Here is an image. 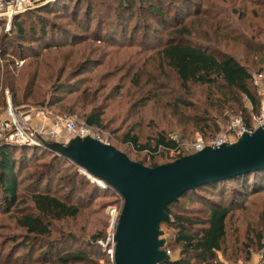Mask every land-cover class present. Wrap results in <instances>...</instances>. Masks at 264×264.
I'll use <instances>...</instances> for the list:
<instances>
[{"label":"trees","instance_id":"trees-1","mask_svg":"<svg viewBox=\"0 0 264 264\" xmlns=\"http://www.w3.org/2000/svg\"><path fill=\"white\" fill-rule=\"evenodd\" d=\"M208 1L206 3L211 5L206 6L203 1L202 5L194 4L192 0H54L14 15L10 24L16 29L17 36L28 39L27 41L35 46H25L10 51L5 48L0 49V82L3 84H0V112L6 106L3 91L7 90L15 112L27 106L39 107L47 115L49 112L51 117L61 112L66 114L81 112L79 115L86 126L93 129L102 128L104 105L103 102L96 105L95 99L96 86L99 82H103V78L96 71L92 73L97 66L102 64V61L91 57L86 58L95 51L101 53L100 49L90 48L86 51L83 48H74V45L80 43L94 42L103 47L115 48L134 45L140 49L141 53H146L126 92L130 95L133 88L136 92L143 91L142 103L151 99L158 103L162 101L160 99H164L162 98L163 93L158 90L164 88L170 91L172 95L165 96V98L171 101L163 103L164 109H168L173 115L179 117L177 121L181 117L183 126L190 124L201 133L209 129L215 132L218 130V118L225 120L231 114L241 115L243 123L248 125L250 113L257 112L260 105V98L255 92L249 69L232 55H217L216 51L200 45V42L216 43L217 40L224 45L229 42L224 39L220 40L219 36L215 37L217 39L212 37L211 28L215 26L230 38L242 43L252 55L251 65L256 67L259 73H264V40L260 38L243 40L240 26L238 24L232 26L231 19L225 16L221 18L224 8H219L214 2ZM243 1L251 2L254 8L249 10L248 15L244 12L242 14L237 12V19L242 21L249 17L258 18L255 10L257 6L264 8V4L257 0ZM229 3L231 6L234 5L232 0H229ZM239 5L242 4L239 3ZM50 11L62 16L67 14L80 32L70 30L59 25L58 22L48 23V19L39 15ZM32 17L36 19L35 26L29 24L30 34H27V31H22L18 21H21L19 19L31 21ZM261 18L264 20V16ZM146 20H151L154 26L145 22ZM248 23H246L247 27H249ZM142 27L144 29L142 36L137 39L138 30ZM34 29L36 33L31 32ZM254 34L253 32V37H256ZM58 49H66V51L73 49V52L68 54L60 52L62 59H66L67 56L68 58L65 62L57 64L48 62L41 56L50 50ZM75 51H78L79 58L73 63L70 57ZM19 59L22 60V64L17 67L15 60ZM43 67L48 68L46 76L40 75ZM13 69H16L15 75ZM140 71L146 77L144 80L141 79L143 76H140ZM69 74L70 77L73 75L71 78L74 80L73 83L58 85L62 78H67ZM15 82H23L22 90L20 87V91L17 92ZM42 84H48L54 93L63 88L66 93L64 95L74 94V96L67 99L66 96L52 95L47 98L44 96L45 90L43 89L40 95L32 91L33 88L40 90L39 86L41 87ZM87 85L91 91L94 89L92 96H89ZM141 85L147 86V89L141 87L143 90H140ZM194 87H202L199 96L193 92ZM65 99L67 100L64 101ZM245 100L248 102L249 110L244 104ZM51 107H55L54 110ZM86 107H88L87 111H85ZM186 109L196 114L185 115ZM131 131L127 130L123 133L120 142L128 145L134 153L152 155L157 151L169 152L177 148L176 141L166 136L162 132L164 130L154 134L144 143H139ZM35 149L38 153L50 156L47 162L31 164L35 179L52 180L54 175L52 177L50 173L51 176H49V171L61 162L72 165V167L74 165L47 148L48 151L43 149L45 151L43 152L38 147L10 144L0 140V202L3 203L4 210H13L17 213L14 215V223L16 228L23 231L24 244L21 247L24 246L27 250L37 245L39 248H46L53 223L76 218L80 210L86 207L82 205L79 198L72 199L74 192L83 189L74 188L71 184L69 185L71 193L67 197H58L47 191L31 190L27 199L22 201V204L29 203L27 206L29 208L21 210V207H15L21 201L16 189L19 179L17 174L23 169L21 162H24L25 157L29 155L34 156L35 159L37 157L42 159L40 157L42 154L37 156ZM179 156L181 155L176 157ZM155 165L150 164L148 167ZM69 175L70 179L67 182L74 177L82 176L86 178V183L93 187L92 190L96 188L105 190L77 170ZM206 189H211V192L215 191L221 198L227 193L226 204L223 205L222 200L208 202L207 214L204 218L195 216L193 210L180 204L181 200L189 195L202 201L197 192ZM261 192L264 193V169L203 184L183 193L176 201L167 205L166 213L169 221L161 222L167 228L172 229V243L178 248V255L175 258L168 255L166 260L157 264H223L217 262L216 253L225 254L228 247V236H232L234 250L237 249L242 253L243 260L248 257L250 249L263 248L264 196L258 202L252 200L248 206L244 204L247 196ZM92 194L93 191L86 195L87 202ZM234 209L241 211V215H238L239 220L233 216ZM236 220L239 224L233 223ZM227 225L228 232L226 231ZM102 235L91 237L95 242L94 244L91 241V244L96 245L98 249H100V244L97 240L102 239ZM164 242L163 250H169L168 247H171V244L166 240ZM86 258L82 252H76L64 256L56 255L52 260L60 264H80L85 263Z\"/></svg>","mask_w":264,"mask_h":264},{"label":"rangeland","instance_id":"rangeland-1","mask_svg":"<svg viewBox=\"0 0 264 264\" xmlns=\"http://www.w3.org/2000/svg\"><path fill=\"white\" fill-rule=\"evenodd\" d=\"M202 1L206 4V6L211 5L210 3H206V1L208 0H192L194 4L203 5ZM232 1L234 4L233 6H231L229 0H209L208 2H214L219 6V8H224L221 13V18L225 16L227 19H231L233 23L232 26H236L238 24L242 32L243 40L249 38H260L264 40V20L261 18L264 16V8L261 6H257L258 8H256L257 10L255 11L258 18L252 19L249 17V19H243L241 21V19H237L236 13L239 12L242 14L244 12V14L246 13L248 15L249 10L254 7L251 2L247 3L243 0ZM257 1L264 4V0ZM239 3H241L242 5H239ZM54 11L47 12L46 14L40 13L39 15H41L45 19H48V23L52 22L54 24V22H58L59 25L69 28L70 30H75L78 33L80 32L75 28L74 23L72 24L70 18L66 13V15L62 16L60 14L57 15L56 13H54ZM169 14H171V12ZM79 16L81 15L79 14ZM19 20L21 21H18V24L21 26L22 31H27V34H30L28 25L31 24L35 26L34 22L36 19L32 17L31 21H27L25 19ZM145 22L150 23L152 26H154V23L151 20H146ZM248 22H251L252 24L249 25ZM246 23H248L249 27L246 26ZM45 25H48L47 22ZM204 26H206V24ZM143 30V27L138 30L137 39L142 36ZM35 31V29L31 30V32L33 33H36ZM211 31H213L214 33H212V37L214 39H217L215 37L219 36L221 38L220 40L224 39L228 40L229 42L224 45L223 43H219L217 40L216 43H213L212 41H205L204 43L200 42V45L209 47L210 50L216 51L217 55H232L236 60L244 64L249 69L251 75L255 76V81L258 82V91L255 90L257 96H259L260 101L264 99V73H259L258 71H256V67H253L251 65L250 59L252 58V55L248 53L242 43L230 38L227 34L217 29L215 26L211 28ZM253 32L255 33L254 36L256 37H253ZM27 40L28 39L18 37L16 29L13 28L10 23L6 24L4 23V21H0V49L5 48L7 49V51H10L15 50V48H22L25 46H35V44ZM74 46L73 47L76 49L83 48V50L98 48L101 52L99 53L95 51L89 57H86L96 58L102 61V64L100 66H97L92 71V73L98 72L103 78V82H99L96 86L97 91L95 99L96 105L100 104V102H103L104 105V107L102 108L104 113L102 116L103 126L100 129H93L92 127H90V130L102 141L125 153L126 156L132 161L139 162L147 167L150 164L158 165L164 162L171 161L177 158V155H185L191 153L193 151V144L198 138H201V140L205 142L216 135L227 133L230 123L234 118L238 117L243 122V118L241 117V115L231 114L230 116L226 117L225 120L221 117L218 118V130L215 132H212V130L209 129L206 130V132L201 133L195 130V128H193L190 124H186L185 126H183L184 123H182L183 120L181 119V117L180 120L177 121V118L179 117L173 115V113L168 109H164L163 103L166 104L167 101H171L170 99L166 100L165 98V96L168 97L172 95L170 91L164 90V88L159 89L158 91L163 93L162 98L164 99H160L162 101L158 103L154 99L142 103L143 91L136 92L133 88V92L131 90L130 95H128V93L126 92V89L134 80V76L139 68L138 66L146 56V53H141L138 47L134 45L119 48H115L112 46L103 47L102 45L94 44V42H84V44L80 43ZM60 52L62 54H68L69 52H73V49L72 51H66V49L50 50L48 51V53H43L41 56L46 61H50L54 64H57L58 62H65L68 56L65 57L66 59H62ZM78 58L79 53L78 51H75L70 57V61H73L74 63L75 59ZM21 64H16V66L19 67ZM113 68L115 69L113 70ZM47 69V67H43V70L45 71L41 70L40 75L46 76ZM15 70L16 69H13L14 75L17 73L15 72ZM139 74L140 76H143V78H141L142 80L146 78L141 71L139 72ZM70 76L71 75L69 74L65 79L61 77L62 81L58 85L61 84V86H64L65 84L73 83L74 80L71 79L73 75L72 77ZM36 83L40 84L44 82ZM15 84L17 86V92L20 91V87L22 90L23 82H15ZM141 87L147 89V86L141 85L139 89ZM87 88L89 96H92V92L94 91V89L93 91H91L89 85H87ZM201 88L202 87H194L192 89L193 92L196 93V96H199ZM39 89L40 90L37 91L35 88H33L32 91L34 93L38 92L40 95V91L43 89L45 90L44 96L47 98H50V96L52 95L66 96L64 95L66 93H64L65 91L63 88L60 90H56V92L54 93V90L49 87L48 84H42L41 87L39 86ZM140 90L143 89L141 88ZM112 91H114V93H111ZM3 92L5 96L6 106H4V108L1 110L0 118L4 117L5 113L8 112V104L10 105L11 111L14 114H20L34 109H40L39 107L35 106H27L22 108L23 110L15 112L10 102V93L7 90H4ZM19 94L20 92L18 93V96ZM69 96H66L68 97L67 99L73 97L74 94H71ZM67 99H65L64 101H66ZM194 99L196 98L194 97ZM244 104L249 110L248 102L246 100L244 101ZM51 108L54 110L55 107ZM87 109L88 107H86L85 111H87ZM55 111L57 110L55 109ZM258 111L250 113L248 124H250L251 122V116L257 114ZM80 113L81 112L75 114H66L65 112H61L56 116H66L72 119L76 125H85L82 121L81 115H79ZM192 113L196 114L187 109L184 111L185 115ZM48 115L50 117L52 116L49 112ZM132 129L133 131H131ZM127 130L135 134L139 143H144L154 134L161 132V130H164L162 132H164L166 136L176 141L177 148L176 150H172L169 152L157 151L152 155L147 153H134V151L128 145L122 144L120 142L121 135ZM70 138V135H65L63 143H67ZM45 150L48 151L47 149ZM42 151L45 152L43 149ZM35 152L38 153L37 149H35ZM39 154H42V156H40L42 159H38L39 157L35 159L34 156L29 155L25 157L26 159L24 162H21V167L23 169L21 170V172H19V174H17V178L19 179L16 184L17 194L20 196L21 201L18 202L15 207H21V210L29 208L27 207L29 206V203L22 204V201H25L27 199V196L31 190L47 191L50 194L58 197H67V195H70L71 193V189H69L70 184L74 185V188L83 189L82 191L78 189L76 192H74V189L72 199L74 200L76 198H79L82 202V205H86V207L80 210L79 216L76 218H68L53 223L52 228L50 229V239L46 244V248H39V246L37 245L38 247L34 246L32 249L27 250L26 247H21L24 244L23 231L19 228H16L14 223V215L17 213L13 212V210H4L3 203L0 202V264H60L56 260H52L56 255L64 256L69 253L76 252H82V254L86 255L87 257L85 259L86 262L80 264H113L112 258L109 257V255L101 249V246H99L102 251L101 252L100 249H98L97 246L94 245L95 242L92 241L93 239L91 237L103 234L102 236L104 238L105 235L112 232L110 225V212L114 210L115 212H117V214L119 213L122 202L120 196L110 187L103 188L105 190H101L99 188L92 190L93 187L90 184L86 183V178L82 176L74 177L70 182H67L70 179V173H72L74 170H77V172H79L78 168L75 165H73L72 167V165H69L67 163L61 162L60 164L53 166L51 171H49V176L52 175L53 177L54 175V178L52 180H46L45 178L35 179L33 176L34 169L32 168L31 164L36 162H47L50 158V156L45 153L43 154L39 152L37 156H39ZM56 170L57 172H55ZM79 173L81 175L83 174L87 176L84 173ZM87 177L91 179L89 176ZM92 191L93 194L90 196V199L88 198L89 202H87L86 195L90 194V192ZM197 194L202 199V201H198L199 198H195L189 195L183 198L180 204H183L184 206L193 210L194 215L200 218H204L206 216L208 202H220V200H222V204L224 205L228 200V196L226 195L227 193L221 198L218 197L215 191L211 192V189L200 190L199 192H197ZM263 196V192L249 195L244 200V204L248 206V203L252 200L258 202ZM240 212L241 211L237 209L233 210V216H235V218L238 220V215H241ZM238 220L234 221L233 223L239 224ZM226 227V231L228 232V225ZM159 228L162 231L161 237L169 244H171V247H168L170 251L169 256L171 258L177 257L178 248L172 243V229L167 228L163 223L159 225ZM99 240H97V242H99ZM91 241L94 243L93 245L91 244ZM216 260L217 262H222L223 264H264V247L260 249H250L248 257L243 260L242 253H240L237 249L234 250L232 236H228L227 251L225 252V254H221L220 252L216 253Z\"/></svg>","mask_w":264,"mask_h":264},{"label":"water","instance_id":"water-1","mask_svg":"<svg viewBox=\"0 0 264 264\" xmlns=\"http://www.w3.org/2000/svg\"><path fill=\"white\" fill-rule=\"evenodd\" d=\"M45 147L73 163L92 181H101L121 198L114 226L113 264H157L168 257L159 228L168 222L167 205L203 184L264 169V127L234 142L203 148L147 167L112 145L90 136Z\"/></svg>","mask_w":264,"mask_h":264},{"label":"built area","instance_id":"built-area-1","mask_svg":"<svg viewBox=\"0 0 264 264\" xmlns=\"http://www.w3.org/2000/svg\"><path fill=\"white\" fill-rule=\"evenodd\" d=\"M51 1L54 0H0V21L9 24L14 15L32 10ZM21 62L22 60L20 59L15 61L17 65L21 64ZM252 79V84L255 90L258 91V82L255 81V76H252ZM261 101L258 113L251 116L250 124L247 125L243 123L240 118L236 117L231 121L227 133L216 135L205 142H203L201 138H198L193 144L192 152L204 146L216 147L220 144L232 143L241 134H249L257 127H264V99ZM7 107L8 112L5 113L4 117L0 118V140H2V142L42 149H46L45 144L47 143H63L65 135H70L71 137L90 136L98 141L104 142L92 133L90 127L82 124L76 125L69 117H50L41 109L14 114L9 104ZM97 184L102 188L105 186L101 181H98ZM110 216L112 232L105 235L98 243L101 249L112 258V236L118 214L112 210ZM164 251L168 256L169 250Z\"/></svg>","mask_w":264,"mask_h":264}]
</instances>
